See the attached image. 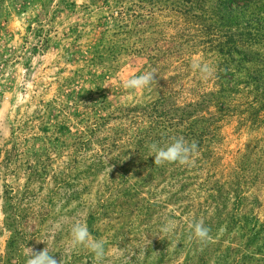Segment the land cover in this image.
I'll return each instance as SVG.
<instances>
[{
	"label": "rangeland",
	"instance_id": "374dc122",
	"mask_svg": "<svg viewBox=\"0 0 264 264\" xmlns=\"http://www.w3.org/2000/svg\"><path fill=\"white\" fill-rule=\"evenodd\" d=\"M226 2L0 0V264H94L76 221L104 264H264V0ZM179 136L195 163L156 166Z\"/></svg>",
	"mask_w": 264,
	"mask_h": 264
},
{
	"label": "clouds",
	"instance_id": "9594fccd",
	"mask_svg": "<svg viewBox=\"0 0 264 264\" xmlns=\"http://www.w3.org/2000/svg\"><path fill=\"white\" fill-rule=\"evenodd\" d=\"M193 68L197 69L203 76H211L214 69L207 63L195 62ZM155 70L146 71L140 75L131 76L122 81V86L126 90H141L150 88L156 84ZM107 87V86H105ZM197 143L189 142L183 136L172 137L170 143L165 146L153 142L149 145V150L154 156L156 166L164 164L178 163L180 165L194 164L192 157L197 153ZM57 229L63 228L60 222H57ZM175 222L168 219L161 225V233H170L175 229ZM191 230L189 239H195L198 243L206 244L212 240L211 229L204 224L202 220L193 221L188 225ZM70 237L72 246L83 247L90 251L93 256L94 264H104L106 260V242L103 239H97L92 236L86 224L79 221L71 223ZM123 239V238H121ZM46 244V247L35 250L30 247L25 248V264H64L62 257L58 259L51 251L48 244L43 240H37ZM135 253H133L134 255ZM133 255L126 254L123 258L126 264H131Z\"/></svg>",
	"mask_w": 264,
	"mask_h": 264
},
{
	"label": "trees",
	"instance_id": "16d2710c",
	"mask_svg": "<svg viewBox=\"0 0 264 264\" xmlns=\"http://www.w3.org/2000/svg\"><path fill=\"white\" fill-rule=\"evenodd\" d=\"M244 1L246 0H227L226 3L230 6V11L237 12L236 10L240 8V4Z\"/></svg>",
	"mask_w": 264,
	"mask_h": 264
}]
</instances>
